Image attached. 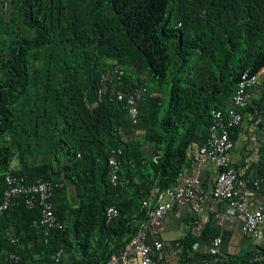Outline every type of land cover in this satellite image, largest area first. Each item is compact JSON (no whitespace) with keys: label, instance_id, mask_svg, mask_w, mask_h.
I'll use <instances>...</instances> for the list:
<instances>
[{"label":"trees","instance_id":"obj_1","mask_svg":"<svg viewBox=\"0 0 264 264\" xmlns=\"http://www.w3.org/2000/svg\"><path fill=\"white\" fill-rule=\"evenodd\" d=\"M18 5L22 31L7 44V73L0 81V202L15 149L33 151L24 145L28 127L21 120L34 107L24 98L32 78L38 81L36 73H41L33 61L55 41L65 45L64 56L56 51L63 60L59 70L72 72L60 82L79 120L66 119L68 127L51 138V147L46 146L54 152L51 160L24 162L13 170L27 182L59 183L55 212L66 227L46 237L32 225L40 208L28 209L19 201L0 219V264H104L130 245L146 220L143 201L178 184L187 156L207 141L211 111L226 109L243 71L264 67V0H18ZM107 52L120 54L116 60L126 69L121 88L146 82L138 124L127 118L121 103L98 101ZM261 84L260 102L264 75ZM256 112L250 105L243 110L245 116ZM8 134L13 136L9 141ZM111 148L123 150L116 186L108 178ZM70 185L76 186L77 207L66 195ZM110 205L119 215L107 223ZM10 228L18 244L4 234ZM189 235L181 243L179 264L208 257L194 246L212 237L210 223ZM60 247L65 255L56 261ZM13 252L20 255L18 261L10 259ZM240 259L264 264V249Z\"/></svg>","mask_w":264,"mask_h":264},{"label":"built area","instance_id":"obj_2","mask_svg":"<svg viewBox=\"0 0 264 264\" xmlns=\"http://www.w3.org/2000/svg\"><path fill=\"white\" fill-rule=\"evenodd\" d=\"M129 71H134L131 66ZM126 69L122 68L118 61L109 62L100 75L97 87L98 101L108 99L119 102L127 113V118L133 123L140 121L139 102L143 100L147 85L140 83L137 87L125 90L121 88ZM264 67L253 73L246 69L241 74L237 88L231 97L225 110L213 109L211 111V125L207 141L200 146L192 155L196 162L212 161L217 169V177L209 189L201 188L195 179H185L175 186L164 190V200L157 201L155 196H150L143 201L146 209V220L141 224L137 234L133 237L130 245L113 255L104 264H161L165 257L164 243L153 238V229L160 226L163 218L175 206L190 205L195 212H199L203 203L212 198L213 200L225 201L232 210L243 214L242 230L253 239H258L262 233L264 224V206L258 205L249 209L245 204V196L240 191L244 187V181L240 177L239 170L232 160L231 150L234 140L231 130L241 124L245 114L243 110L249 105L250 93L262 82ZM248 116H253L248 113ZM261 123V118L256 119ZM108 155V178L109 182L116 186L119 183V171L121 169L120 156L122 148L109 149ZM6 188L0 202V219L3 215L23 200L28 209L40 208L39 217L32 221L34 227H39L47 237L51 230L64 229L65 221L58 218L55 212L54 199L59 183L52 180L38 178L33 182H27L26 176L17 174L13 169L5 173ZM119 215L116 206L110 205L106 209L107 223ZM12 244H18L19 238L15 231L10 228L4 232ZM47 241V239H46ZM223 239L220 235L209 240L206 247L208 257L198 261V264H228L221 258V246ZM195 250L198 245L195 244ZM65 255L63 247H60L55 255V260L60 261ZM10 259L18 261L20 255L13 252ZM260 259L256 254L253 261Z\"/></svg>","mask_w":264,"mask_h":264},{"label":"crops","instance_id":"obj_3","mask_svg":"<svg viewBox=\"0 0 264 264\" xmlns=\"http://www.w3.org/2000/svg\"><path fill=\"white\" fill-rule=\"evenodd\" d=\"M260 85L251 91L249 97L250 107L258 112L255 117L245 116L241 124L236 127L233 132L235 143L231 150L232 160L245 184L240 191L245 196V204L249 209H254L258 205L264 206V101L260 102L262 91ZM258 117L261 118V123L256 122ZM196 150L195 147L187 156V163L179 175L178 183L185 179H195L199 187L209 189L215 182L218 169L212 161L192 160L191 157ZM29 153L22 154L19 149H15L10 169H20L24 162L39 164L28 155ZM66 192L67 197L77 207L79 198L76 196V186L70 185ZM155 198L157 201L164 200V191L160 195L156 194ZM243 219V214L230 209L225 201H216L212 198L203 203L199 212H195L190 205L173 207L163 218L161 225L152 231L153 238L164 243L165 257L161 264H179L183 240L190 236L189 234L201 233L209 223L211 238L220 235L223 239L221 258L225 262L233 260L242 264L240 258L243 255L252 250L264 249V224L261 236L253 239L242 230ZM209 240L196 243L198 245L196 251L206 253ZM73 259L70 255L67 261L71 263ZM198 261L192 264H198Z\"/></svg>","mask_w":264,"mask_h":264},{"label":"rangeland","instance_id":"obj_4","mask_svg":"<svg viewBox=\"0 0 264 264\" xmlns=\"http://www.w3.org/2000/svg\"><path fill=\"white\" fill-rule=\"evenodd\" d=\"M21 13L18 5V0H0V81L6 77L7 69L5 61L7 59V44L11 38L15 37L22 31ZM64 36H62L63 39ZM58 42H53L52 45L42 49L37 59L33 61L34 67L41 70V73H36V68L32 70V75L38 74V81L32 78V83L29 87L28 95L25 103L33 106L34 110L29 108L22 115V124L28 128L24 129L26 141L25 147L33 149L28 155L36 162L42 163L51 160L54 152L47 147H51V138L57 136L58 129L67 128L66 119L75 117L79 120V111L72 106L69 99L63 95V84L61 79L69 77L72 70L69 72L59 70L63 60L60 55H56V51L61 52L64 56L65 45H60ZM108 62L115 61L120 54L107 52ZM70 56L67 55L66 58ZM35 81L38 82L35 84ZM63 110V113L59 111ZM39 121V126L34 127V123ZM55 125L56 130L52 131L51 127ZM20 132V131H19ZM23 132V131H21ZM8 141L13 138L11 134L7 135Z\"/></svg>","mask_w":264,"mask_h":264}]
</instances>
